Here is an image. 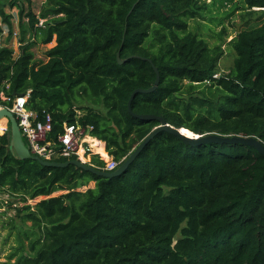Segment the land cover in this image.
I'll return each mask as SVG.
<instances>
[{"label": "trees", "instance_id": "obj_1", "mask_svg": "<svg viewBox=\"0 0 264 264\" xmlns=\"http://www.w3.org/2000/svg\"><path fill=\"white\" fill-rule=\"evenodd\" d=\"M201 1L48 0L41 16L52 19L40 31L21 2L20 55L0 41V90H31L28 108L51 117L49 138L65 122L93 127L119 167L160 126L134 115L163 117L191 137L264 144V23L230 41L234 65L219 75L222 47L190 31ZM242 1L264 15V0ZM39 42H54L47 62L34 58ZM155 69L156 90L137 94L130 112L132 95L155 86ZM10 143L0 135V194L26 204L14 264H264V156L251 146H188L161 132L123 174L104 178L20 160Z\"/></svg>", "mask_w": 264, "mask_h": 264}, {"label": "rangeland", "instance_id": "obj_2", "mask_svg": "<svg viewBox=\"0 0 264 264\" xmlns=\"http://www.w3.org/2000/svg\"><path fill=\"white\" fill-rule=\"evenodd\" d=\"M6 1V5L10 3L9 0ZM28 4L34 12L41 10L48 5V0H16ZM2 2V1H1ZM201 3H206L207 7L201 12V16L196 19L189 20L190 31L199 35L203 38L210 47L221 46L223 50V55L219 62L218 74H229L233 68L234 60L236 58V52L230 41L236 37L239 31L255 28L264 23V15L262 11L258 9L249 10L246 8L242 0H203ZM27 6V5H26ZM8 16H11V21L17 19V23H14V28L20 31V13L18 6L16 7L15 13H9L5 11ZM2 17H0V26H4L2 22ZM3 42L9 44L10 48L20 54V47L14 39H4ZM54 47V43L44 46L42 42L33 47L32 51L34 53V58L37 62H47L46 52ZM204 87V85L202 86ZM187 99V98H185ZM80 114L82 112H79ZM8 121L2 120L0 125H2L7 132L10 133V125L7 124ZM95 182H91L86 188H82L81 191H85L87 188H94ZM0 200L6 207L2 206L0 208V264L11 263L14 264L17 258L9 259V257L14 252L17 247L19 229H25L26 226L21 223L19 218H17V211L21 209L26 204H21L18 201H14L6 195L0 194ZM12 205H7L11 203ZM33 204L34 202H29L28 204ZM31 226V223L27 224ZM14 227H16L14 229ZM28 244V241H25Z\"/></svg>", "mask_w": 264, "mask_h": 264}, {"label": "built area", "instance_id": "obj_3", "mask_svg": "<svg viewBox=\"0 0 264 264\" xmlns=\"http://www.w3.org/2000/svg\"><path fill=\"white\" fill-rule=\"evenodd\" d=\"M36 17L35 29L38 31L45 29L48 20L52 19V17H42L41 12L36 14ZM24 22L29 23V19L25 18ZM1 27L5 28L0 39L1 46H9V44L2 42L4 36L10 37L8 26L4 24ZM11 39H14L21 48L19 29L13 30ZM14 55L18 57L20 54L14 51ZM215 77H219V75H215ZM5 86V89L0 90V111L7 109L13 113L23 140L33 156L46 162L78 161L105 172H114L119 168V163L110 157L106 142L92 133L93 127L65 122L64 131L53 138H49L52 130L51 117L47 115L46 121L41 122L38 113L28 108L32 91L29 90L22 95H10L6 92L10 88L9 83L6 82ZM78 114L81 115L79 112ZM4 120L7 121V119ZM7 124L9 125V123ZM4 133H7V129L2 130L0 135ZM95 159L103 162L104 165L97 166Z\"/></svg>", "mask_w": 264, "mask_h": 264}, {"label": "water", "instance_id": "obj_4", "mask_svg": "<svg viewBox=\"0 0 264 264\" xmlns=\"http://www.w3.org/2000/svg\"><path fill=\"white\" fill-rule=\"evenodd\" d=\"M121 63V62H120ZM157 74V80L155 82V86L150 88L149 90H137L131 97L129 102V111L131 112V102L132 100L137 96L139 93H151L156 90L158 84H159V72L157 69H155ZM16 95V94H14ZM136 118H139L141 120H157L160 123V126L156 128L140 145L139 147L131 154V156L120 166L116 171L114 172H105L96 168H93L91 166L84 165L78 161H66L64 163L61 162H46L39 157L33 156L29 149L27 148L18 122L10 111L7 109H4L0 111V121L7 119L9 125H10V133L9 138L11 140L10 147L15 156L20 160H26L31 159L34 161L39 162L41 165L46 167H60L65 168L70 165L76 166L77 168H80L82 170L91 172L99 177L104 178H114L121 174H123L133 163V161L139 156V154L143 151V149L150 143L151 140H153L159 133L166 132L171 135L176 136L179 138L184 144L188 146H200V145H208L213 143L218 144H242L246 146H251L255 148L258 153L262 156H264V144L257 138L254 137H240V136H234V137H222L218 135H207V136H197L193 135L195 137H190L183 133V129H177L170 124L163 118L158 117L154 115H145V116H137L134 115ZM1 171V169H0Z\"/></svg>", "mask_w": 264, "mask_h": 264}, {"label": "crops", "instance_id": "obj_5", "mask_svg": "<svg viewBox=\"0 0 264 264\" xmlns=\"http://www.w3.org/2000/svg\"><path fill=\"white\" fill-rule=\"evenodd\" d=\"M2 2L1 3H6V1H3V0H1ZM9 1H12V0H9ZM18 3H17V5H15L13 8L9 5V4H7V6L5 7V11H9V13H15V11H16V7L17 6H21V2L20 1H17ZM27 5V4H26ZM28 6V5H27ZM19 8V7H18ZM41 8H42V5L40 6V9L38 10V11H36V12H34L33 10V12L35 13V14H39L40 12H42V10H41ZM46 18H51V16H49V17H46ZM12 25H13V30H15V28H14V23L16 24L17 23V19L16 20H13L12 19ZM3 29H5V28H3ZM9 29V28H8ZM4 39H9V37H7V36H4L3 37ZM3 38H2V42H3ZM11 42H12V39H11ZM6 42H3V44H5ZM54 43V42H53ZM7 44V43H6ZM0 134H1V130H0Z\"/></svg>", "mask_w": 264, "mask_h": 264}, {"label": "bare ground", "instance_id": "obj_6", "mask_svg": "<svg viewBox=\"0 0 264 264\" xmlns=\"http://www.w3.org/2000/svg\"><path fill=\"white\" fill-rule=\"evenodd\" d=\"M1 121H2V120H1ZM1 121H0V122H1ZM183 133H184V132H183ZM184 134H186V133H184ZM186 135H187V134H186ZM188 136H189V135H188ZM190 137H191V136H190Z\"/></svg>", "mask_w": 264, "mask_h": 264}]
</instances>
